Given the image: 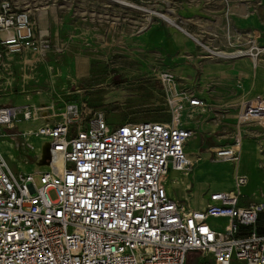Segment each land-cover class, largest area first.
Returning <instances> with one entry per match:
<instances>
[{
    "label": "built area",
    "instance_id": "built-area-1",
    "mask_svg": "<svg viewBox=\"0 0 264 264\" xmlns=\"http://www.w3.org/2000/svg\"><path fill=\"white\" fill-rule=\"evenodd\" d=\"M52 50L48 29H37L29 12L13 10L8 0L0 4V63L18 56L33 66ZM251 50L256 57L264 46ZM258 61L251 58L253 68ZM161 79L167 121L111 125L103 113L76 101L0 105V139L23 132H7L18 119L44 118L32 131L49 156L44 169L14 171L0 151V264H187L191 251L198 253L196 264H264V201L240 204L244 174L235 169L233 187L211 192L200 209L169 195V169L186 173L192 165L184 146L193 130L181 125L182 109L207 103L177 87L172 75ZM234 117V142L212 152L236 168L241 134L256 132L247 130L253 122L264 126V96L241 99Z\"/></svg>",
    "mask_w": 264,
    "mask_h": 264
},
{
    "label": "rangeland",
    "instance_id": "rangeland-1",
    "mask_svg": "<svg viewBox=\"0 0 264 264\" xmlns=\"http://www.w3.org/2000/svg\"><path fill=\"white\" fill-rule=\"evenodd\" d=\"M4 1L0 0V4ZM8 1L13 10L29 12L37 29H48V39L54 50L33 66H27L18 56L0 63V105L33 100L76 101L85 102L92 111L103 113L111 125L143 120L167 121L171 116L168 91L161 78L168 73L174 77L176 86H188L185 88L202 95L207 103L205 108L182 109L183 122L194 130L187 144L192 165L186 173L169 170L167 182L175 196L187 193L190 197L192 194L188 199L181 198L182 203L197 207L201 194L214 187V182L220 185V181H225L223 186L228 181L232 183L229 173L234 164L219 161L208 148L232 141L235 107L224 110L223 115L217 113L212 103L217 102L213 99L215 93L211 90L219 83L239 86L241 81L235 82L234 77L241 68L237 65L235 70L228 68L227 78L210 75L203 84L199 79L205 63L218 62L224 68L233 65L235 59L216 57L212 51L247 50L252 40L257 46H264V0H122L147 11L122 5L121 0ZM161 14L172 18L200 42L196 43ZM189 41L193 45L184 48ZM259 56H264V52ZM78 62L85 65L83 74L77 71ZM182 68L190 70L191 75H186ZM242 96V99L248 97L245 92ZM235 98L229 96L227 101L231 103ZM261 123L264 125V118ZM14 124L16 128L7 132L17 128L24 131L14 140L7 137L14 146L6 145L13 158L2 151L5 144L1 142L5 140L0 139V151L11 169L34 172L46 168L36 150L42 141L32 138L34 126L20 119ZM251 125L254 127L247 130L256 132L249 134L248 140L254 150L249 144L243 145L239 164V170L248 177L247 183L240 188L242 199L247 203L264 199V130L261 131L264 126L256 127L255 122ZM254 159L257 175L249 171ZM202 162L209 163L207 167L211 173L207 172L209 169L203 170ZM33 181L40 186L38 173L33 175ZM182 184L190 185L186 192L181 189ZM50 195L54 197L53 192ZM197 254L191 251L187 264H196ZM201 264L216 263L207 260ZM231 264L245 263L233 261Z\"/></svg>",
    "mask_w": 264,
    "mask_h": 264
},
{
    "label": "crops",
    "instance_id": "crops-1",
    "mask_svg": "<svg viewBox=\"0 0 264 264\" xmlns=\"http://www.w3.org/2000/svg\"><path fill=\"white\" fill-rule=\"evenodd\" d=\"M189 42L186 43L183 47L184 48L191 47L193 44H192L191 41H189ZM232 57L233 58L229 57L228 59H235V60L232 61V64L233 65L232 66H227V68H224V65H221V63H218V62L205 63V64H203L202 65V73H201V76H200V79H199V83L200 84H203V83L207 82V78L210 75H219V76H223L224 78H227L228 77V74H227V69L228 68H233L235 70V66L236 65L241 68V69L237 70V76L234 77L235 78V80H234L235 82H236V80H240L241 81V84L239 86L238 85H234L233 86L231 84L219 83V84H217V86L212 87V90H211V93L212 92L215 93V96H214L213 99L216 100L217 102L216 103L215 102H212V103H214L215 109L217 108V113H219L220 115H223L225 113L224 110L228 111V108L235 107V111L232 114V118H233V128H234L233 135L231 136L232 141L230 143H228V144L233 143L234 140H235V117H234V115H235V113L237 111V105L239 103L238 102L239 99H242L244 97V96L241 97V95L243 94V92H245V95L248 96L247 98H249V97H251L253 95H256V94H260V95H263L264 96V56H258L257 60H259V61H258V64H257L256 68H253L252 67V62H251V58L252 57L250 56V54L249 55L248 54H243V55H239V56L237 55V56H232ZM78 64H79V66L77 67V71H78L79 74H83L84 71H85V65H83V64H81L79 62H78ZM182 69L185 70L186 75H189V76L191 75L190 74L191 73L190 70H188L187 68H182ZM177 87L183 88V87H188V86H186V85H181L180 86L179 85ZM196 94L199 95V93H196ZM199 96L202 97V95H199ZM229 96H234L236 98L234 100H232L231 103H230V101H227V98ZM202 98H204V97H202ZM50 102H52V101H49V100L48 101H37V100H33V102L28 101V102H25L23 104H27V103L48 104ZM227 105H228V107H227ZM183 117L184 116H183V113H182L181 114V118H180L181 125L182 126H185V127H188V128H191L193 130V127L191 125L186 124V123L183 122V120H182ZM44 121H45L44 118H40L39 120H36V121H29V120L26 121L25 120L24 122H28L30 125H33L34 128H35L39 124L43 123ZM248 126H253V125L249 124ZM18 130L24 131V129H18ZM193 132H194V130H193ZM251 133L252 132L241 134V138L243 140V141H241V153H242V145L246 146V144H249L252 147V149H253V146L251 144L252 142L250 140H248V135L251 134ZM244 134H245V136L242 137V135H244ZM191 139H192V137L188 139V141L186 142V144L184 146L187 156H188V153H187V144L189 143V141ZM39 140H40V142L42 141L41 138H39ZM1 143L5 144V146L3 147L2 151H4L7 154H10L11 151H9V149H7L6 145L12 146V143L9 142L8 140L2 141ZM228 144H225V145H228ZM41 146L38 147L39 152H40ZM221 146H223V145H221ZM217 147H220V146H217ZM213 148H216V147H209L208 149L211 152ZM254 161H255V159L252 161V164H251L252 167L249 169V171L252 172L251 174H256V170H255V167H254ZM222 162H224V163H230V165H232L231 162H227V161H222ZM208 164L209 163L202 162L200 165L203 167V170L204 171H207V169H209L207 167ZM239 167L240 166L237 165L236 168H233V165H232V168H231L230 173H232L234 171V169H236L238 173H242L239 170ZM172 170H174V169H172ZM210 170L211 169H209L207 172H210L211 173ZM175 171H178V170H175ZM28 172H31V171H28ZM178 172H182V171H178ZM230 173H229V175H230ZM257 179H259V177ZM171 180H173V179H171ZM229 180H232V183L228 181L227 184H225V186H223L224 183L222 185H218L217 182H214V185H215L214 187L207 188L206 191L201 194L200 204L197 207H190V206H188V207L194 208V209H200V208H202L205 205V203L207 201V198H208V194H210L211 192L231 189L233 187V175H232V178L231 179L229 178ZM247 181H248V177H247ZM181 182H182V180H181ZM223 182H225V181H223ZM230 183H231V186L229 188H225ZM165 184H166L167 191H168L169 195L171 197L175 198L178 201H181L182 202L181 198L188 199V198H190L192 196V194H191V196L188 197L187 193H184V194L182 193V194H180L179 197H176L175 194H174V190H173L172 186L170 185L169 182H167V175H166V179H165ZM189 186L190 185L182 184L181 185V189H183V191H185V189L188 188ZM192 193H194L193 190H192ZM257 201H264V199H258ZM240 204L241 205H247L248 203L245 202V200L242 199V197H241L240 198ZM211 221L213 223H215V224H222L224 222L223 220H219V219H212Z\"/></svg>",
    "mask_w": 264,
    "mask_h": 264
},
{
    "label": "bare ground",
    "instance_id": "bare-ground-1",
    "mask_svg": "<svg viewBox=\"0 0 264 264\" xmlns=\"http://www.w3.org/2000/svg\"><path fill=\"white\" fill-rule=\"evenodd\" d=\"M116 1H119V0H116ZM120 2H122V3H124V4H127V5H129V6H131L132 8H137V9H140V10H142V11H147V10H144L142 7H140V6H137L136 4H134V3H130L129 1L128 2H125V1H120ZM128 7V6H127ZM42 12V10H40V13ZM44 13V12H43ZM42 13V14H43ZM170 24H174V25H176L182 32H184L185 34H187L188 36H190V37H193V39L196 41V43L197 42H200L199 41V39L198 38H196V37H194V36H192L189 32H187V30L184 28V27H182V26H180V25H178V24H176L175 22H174V20L172 19V18H170L169 16H167V15H165V14H161ZM229 38V37H228ZM199 44V43H198ZM251 46V45H250ZM254 46H256V42L254 41V45H252L249 49H247V50H243V49H236V50H234V51H232V52H228L227 50H219V51H212V55H214V56H216V57H222V58H224V57H226V58H229V57H231V58H233L232 56H239V55H243V54H250V56L252 57V58H255L256 60H257V58H258V56L259 55H257L256 57H254V52L251 50V48L252 47H254ZM202 47H204V48H207V46H204V45H202ZM208 51V50H207ZM173 120H174V122H176L177 120H178V118H179V116L176 114V112H174V116H173ZM32 138H34V139H36V140H39V137L38 136H36V135H33L32 136ZM242 147H243V145H242ZM36 149L38 150V146L36 147ZM241 155H242V153H241ZM9 156H11L12 158H13V155L10 153L9 154ZM219 161H221V160H219ZM54 164L57 166V167H59V168H61V164H62V162H61V160L59 159V158H54ZM227 162H230V161H227ZM240 162H241V157H240V159H239V161L237 162V165L239 166V164H240ZM228 164H230V163H228ZM232 175H231V173H230V175H229V178L231 179L232 177H231ZM224 182L223 181H220L219 182V184L220 185H222Z\"/></svg>",
    "mask_w": 264,
    "mask_h": 264
},
{
    "label": "water",
    "instance_id": "water-1",
    "mask_svg": "<svg viewBox=\"0 0 264 264\" xmlns=\"http://www.w3.org/2000/svg\"><path fill=\"white\" fill-rule=\"evenodd\" d=\"M119 3H121L122 5H125V6H129V5L124 4V3L120 2V1H119ZM129 7H131V6H129ZM166 11H168V10H166ZM40 150H41L40 151V154H41V157L43 159V163L45 164V163L48 162V159H49V156L47 154V147H46V145H42Z\"/></svg>",
    "mask_w": 264,
    "mask_h": 264
},
{
    "label": "trees",
    "instance_id": "trees-1",
    "mask_svg": "<svg viewBox=\"0 0 264 264\" xmlns=\"http://www.w3.org/2000/svg\"><path fill=\"white\" fill-rule=\"evenodd\" d=\"M264 225V212L261 214L259 218V228H262Z\"/></svg>",
    "mask_w": 264,
    "mask_h": 264
}]
</instances>
